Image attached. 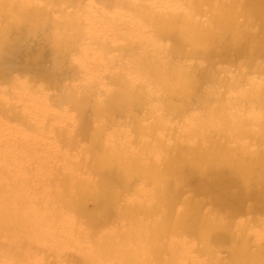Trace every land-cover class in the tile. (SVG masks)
<instances>
[{
    "label": "rangeland",
    "instance_id": "1",
    "mask_svg": "<svg viewBox=\"0 0 264 264\" xmlns=\"http://www.w3.org/2000/svg\"><path fill=\"white\" fill-rule=\"evenodd\" d=\"M2 2L6 6L0 8L1 57L7 54L12 40L7 27L13 21L14 7L23 4L28 12L41 18V24L34 30L19 29L18 34L27 41L18 52L9 55L10 65L0 63V152L4 154L7 148L14 150L22 142L26 147L25 154L6 151L7 168H20L26 176L8 173L3 177L19 189L20 199L26 203L35 200L40 208L45 204L42 196L58 189L56 186H62L66 191L59 190L69 196L63 216L58 219L60 229L69 238L64 239L63 245L25 238L16 248H6L15 254V262L98 264L82 253L90 248L87 232L94 238L120 234L129 244H136L144 237L149 244L147 248H154L158 257L153 264L165 261L250 264L263 258L264 132L250 128L237 142L233 134L218 132L214 118H210L205 133L199 129L192 135V119L199 118L196 110L191 109L196 103L185 100L177 89L168 85L184 75L190 84L189 91L203 97L205 102L213 101L210 93L217 89L222 91L224 100L233 104L247 96L244 91L249 87L254 89L250 88L251 96L247 98L254 99L256 92L257 98L264 99V0H237L234 7L230 0L193 5L191 12L196 15L188 21L193 25L190 33L195 28L212 30L209 17L215 8L216 13L217 8L235 13L233 23L229 20L231 30L222 35L217 32L215 38L203 36L194 45L187 38L181 42L182 51L176 56L160 51L136 35L143 32L150 37L152 33L166 46L177 45L174 36L181 31L182 20L172 22L169 32L156 34L152 32L153 26L138 23L132 17L148 18L154 13L167 16L175 11L191 16L187 0ZM176 3H180L178 7ZM77 17L80 26L76 24ZM65 24L69 29L58 34V28ZM113 29L119 33L115 34ZM195 49L201 50V54L196 55ZM135 60L153 63L154 72L173 69L178 74L167 76L164 85L155 84L151 89V85L141 81L140 70L132 64ZM72 91L74 96L70 94ZM133 91L135 97L121 98ZM27 93L32 94L31 99ZM115 93L117 96L110 101ZM244 105L233 113L236 119L248 117L249 112L242 110ZM206 150L225 163L224 174L232 171L233 157L242 158L239 162L249 165V169L242 177L237 175L241 178L239 182L219 189L213 182L223 176L203 155ZM140 152L145 159L141 160V167L145 168L142 171L131 168L132 158ZM110 156L121 169L117 168L119 183L112 191L115 199L108 202L100 187L106 176L95 173L92 163L97 165L102 158ZM158 157L166 159L167 165ZM48 161L55 172L48 176L32 175L31 172L43 169ZM149 165L155 169L156 176L149 175ZM64 178L66 184L62 185ZM239 193L247 194L243 201L233 199ZM219 196L221 206L215 207L211 198ZM167 205H172L175 215L192 208L196 217L210 220H226L229 216L226 214L236 210L227 231L243 232L245 257L230 258L233 237L221 232L216 234L218 240L212 243L214 249L210 254L199 252L206 250L204 243L193 233V227L186 224L179 228L163 226L159 238L140 235L139 225L162 223ZM61 206L59 202L52 203V207ZM127 211L131 212L125 215ZM30 231L29 235L36 238L35 229ZM170 242H182L179 257L165 249L156 254L159 246Z\"/></svg>",
    "mask_w": 264,
    "mask_h": 264
},
{
    "label": "bare ground",
    "instance_id": "2",
    "mask_svg": "<svg viewBox=\"0 0 264 264\" xmlns=\"http://www.w3.org/2000/svg\"><path fill=\"white\" fill-rule=\"evenodd\" d=\"M29 1L30 0H27V2ZM61 1H66V0H61ZM187 2H188L187 6L189 7L187 8V11L188 12L190 11L191 16L187 14H182L181 11H175V12H169L167 16H162L160 14L157 15L154 13L148 18H142L140 16H137V18L132 17L138 23L142 22L141 24H145V25L148 24L153 26L152 32L156 34L157 31L164 33L169 32L172 22H174L175 20H182L183 23L181 25V31L179 30V34L177 33L174 36L176 38L177 45L175 44L173 46L172 45L166 46L161 43L163 42L162 40L155 39V35L152 33L150 34V37H148L149 35L145 36L143 32L136 36H138L142 40H145L146 43H149L152 46L160 49V51H164V53H168V54H172L173 56H176V53L182 51L180 50V46H183L184 44H182L181 42L186 41L187 38L190 40L189 44L194 45L201 38H203V36H206L208 38H215L217 37L216 36L217 32H219L222 35L231 30V28L228 25L230 23H233L234 17L232 16H235V13H228V12L225 13L221 8H217V13H216L215 11L216 8H215L214 10H212V15L209 17L210 21L213 24L212 30L207 28L204 30L202 28L199 29L195 28V30L192 31V33H190L189 30H192L193 25L189 24L188 21L192 19L193 16L196 15V13L193 14V12H191V10H193L192 6L193 5L195 6L197 4H213V3L212 0H199V1L187 0ZM236 3L237 0H230V5L232 7H234ZM179 4L180 3H176L177 7L179 6ZM5 6L6 3L0 0V8H4ZM14 8L15 9L13 12V21L7 27L8 32L11 33L12 40L9 46L7 47V54H5L3 57L0 56V63H2V65L4 66L11 64L12 60L9 59V55L18 52L19 49L22 48L24 43L27 41L23 36L20 35V33L18 34L19 29L27 28L29 30H34L37 26L41 24L40 21L41 18L38 16V14L28 12L23 4H20ZM195 9L196 8H194V10ZM74 17H76V14H74ZM79 17H77L76 20L77 19L80 20ZM79 20L76 21V24L78 26H80ZM52 26L54 27V24H52ZM68 29H69L68 24L60 26L58 28V34H64ZM113 30L115 34L119 33V31L115 29ZM136 30H138V27L135 28V31ZM232 31L234 32L233 35L235 36L236 33L235 30ZM22 33H26V32L24 31ZM194 51L196 55H199L202 52L199 49H195ZM132 64H136L137 69L140 70L139 76H141V81L142 80L146 81V83H148L149 86L151 85L150 86L151 89H154V86L161 85L165 81H167V79H169L166 78L167 76L171 77L178 74L173 69H169L168 71L159 70L154 72L155 65L151 62L142 63L135 60L132 61ZM181 76L182 77H178L180 79H176L177 82L175 83L173 82L174 84L170 83L168 86L177 89L183 95L185 100H191L196 103V105L192 106L191 109L193 111L196 110V114L199 115V118L198 120L194 119V117L192 119L194 120V123L190 127L192 135L195 132H198L199 129L201 132L205 133L204 129L206 127V123L210 118L212 119L214 118L215 122L213 124L216 125L218 132L224 134H230V135L233 134L232 136L235 138V141H237L238 138L242 136L250 128L260 133L264 132V115L262 114V108H264V99L257 98L256 92H255L256 97L254 99L247 98L251 96L250 92L254 88L252 87L247 88L244 91V95L247 96L239 100H236L233 104H230L229 102L224 100L222 91L213 89L212 92L210 93L213 96V101L205 102L203 100V97L195 96L191 93V91H189L190 84L187 80H185L186 76L184 75ZM27 91H30L28 87H27ZM27 94L29 95V99H31L32 94L31 93H27ZM70 94L71 96H74L75 91H72ZM115 96H117L116 93L115 95L110 97V101H113L112 99H114ZM135 96H136V92L133 91L130 92L129 94L123 95L121 98H125L126 100H128L129 98H133ZM81 101L82 100H80L79 102L81 103ZM241 104H245L244 108L242 109L243 112L245 110L249 112L248 117L242 120L236 119L233 116V113L239 108ZM79 125L81 126L82 124ZM92 140L95 141V139ZM124 144L126 146V142H124ZM6 151L9 152L12 151L15 154H20L23 152V154H25L26 147L22 142L14 150H12L11 148L10 149L7 148L4 151V154L0 152V264H17V263L19 264V262L17 261L15 262L13 258V255L15 256V254L10 253V251L6 249L7 247L16 248V246L19 243H21L22 240L25 238H28L30 241L37 239V242H42V243L56 242L59 243L60 245L61 244L63 245L64 239L69 238L65 235L64 231L60 229L61 224L59 221L61 220L60 217L63 216L61 214L62 211L65 210L67 207L66 200L69 198V196L65 192H61L66 190L59 185L56 186V188L58 189H54L51 192H46L44 198L42 196V199L43 200L45 199L44 200L45 204L43 205L42 208H40V205L36 203L35 200H31L28 203L24 202L22 199H20V197L17 194L19 189L13 187L9 181L6 182L7 180H5L3 176H5L8 173L10 176H13L12 174H15V176H26V172L24 170H21L20 168H14L12 170L11 168H7ZM203 155H205L207 161L216 170L219 171V174L221 173V175L223 176L222 178L219 177L217 180L213 182V185L219 189H223L224 187H226L231 183L239 182L241 178L238 179L237 175L242 177V175L246 173V171L249 169V165L246 164L241 165V163L239 162V160H242V158L233 157L232 160L230 161L232 171H230L229 174H224L223 172L225 171V163L221 159L216 158L214 156V153L208 150H206ZM107 157H104V159L102 158L100 161H98L97 165H95L96 162L92 163V165L94 164L93 167L95 173L97 174L104 173L106 176L105 180L100 183V187L103 193L106 195V198L109 202L115 199V196H112V191L116 189V185L119 183L117 178L119 174H117V171L120 167H118V165H116L115 162L113 161L114 159L113 156H110L108 159ZM142 159L144 158L141 152L139 155L136 154V156L132 158L131 168L139 171L144 170L145 168L141 167ZM159 161L162 164L167 165V160L164 159L163 157L159 158ZM43 165H44L43 169H38L31 172L33 173L32 175L48 176V174L55 172L50 166L49 161L48 164L45 162ZM147 170H149V175L151 177L156 176L155 169H153L151 165H149V168ZM36 172H38L39 174ZM88 176L94 177L91 174H89ZM231 180H238V181H231ZM61 184L62 185L66 184L65 178L63 183ZM246 196L247 194L243 195L239 193L233 196V199H238L240 201H243V199ZM219 198L220 196L211 198V202L213 206L215 207L221 206ZM53 202H59L62 204V206L52 207ZM191 210L192 208H190L186 212H183V214L181 215H175L172 205H167L165 208L166 218L162 221V223H158L155 226L139 225L140 228L139 234L152 236L153 238H159L163 226L168 228H179L180 226L186 224L190 227H193L192 228L193 233L200 236V239L204 243V247L206 250H199V252L206 251L207 254H210L214 249L212 247V243L218 240L216 234L218 232H221L222 234H224V236L229 235L233 237L234 241L232 247H230V258L236 259V258L245 257L246 243L243 232L239 234V233H235V231H227L229 222L232 216L236 213V210L229 211L226 214V215L229 214L226 220H222L219 218L210 220L207 218H203L201 216L196 217ZM130 212L131 211H127L125 215L129 214ZM68 221L70 220L66 219V222ZM6 224L7 226L3 228V226ZM49 226H51V228ZM30 228H34L35 231L38 233L36 238L34 236L31 237L29 235L31 233ZM85 234H88V243L90 245V248L86 252L82 251V253L85 256L87 255L92 261H95L98 264H153L158 258L154 254V248H147L149 244L146 242L144 237L141 238L140 241H138L136 244H129L126 242L125 237L121 236L120 234H111L105 236L102 235L99 238H94V236L88 232ZM77 237H79V235ZM82 237H83V233L80 234V238ZM3 238L5 240H2ZM180 243L182 242H178V243L170 242L169 244H165L163 246L161 245L155 250V252L157 254V252L160 251V249H165L168 254L173 253L175 258H177L180 256V250L182 248L180 246L181 245ZM184 244L188 245V243H184ZM151 254L152 256L149 257V255ZM144 255H146L147 257H145ZM102 257H105V259ZM261 257L263 258H259V260L256 261H251L250 264H261L264 261V252ZM138 260H140V262ZM157 264L159 263L157 262ZM164 264H168V262L165 261Z\"/></svg>",
    "mask_w": 264,
    "mask_h": 264
}]
</instances>
